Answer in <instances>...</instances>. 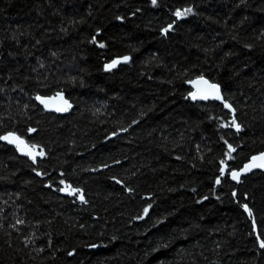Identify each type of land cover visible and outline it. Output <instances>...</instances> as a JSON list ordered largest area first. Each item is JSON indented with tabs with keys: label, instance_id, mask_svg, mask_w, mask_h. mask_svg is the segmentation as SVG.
<instances>
[{
	"label": "trees",
	"instance_id": "16d2710c",
	"mask_svg": "<svg viewBox=\"0 0 264 264\" xmlns=\"http://www.w3.org/2000/svg\"><path fill=\"white\" fill-rule=\"evenodd\" d=\"M263 152L264 0H0V264H264Z\"/></svg>",
	"mask_w": 264,
	"mask_h": 264
},
{
	"label": "water",
	"instance_id": "95a60500",
	"mask_svg": "<svg viewBox=\"0 0 264 264\" xmlns=\"http://www.w3.org/2000/svg\"><path fill=\"white\" fill-rule=\"evenodd\" d=\"M182 17H185V15H182L181 17H177V19H180ZM173 26L166 28L167 31H162V36H164L166 34V32H170V29ZM125 58H127V60H125ZM129 59L128 57H123V58H117V59H113L112 61H110L109 63H107L104 66V71L105 72H111L115 69H117L119 66L128 63ZM113 62L115 63L114 67L108 68V65H112ZM211 85H215L217 86V88L219 89V95H220V99L215 98V94H214V89H212L210 86ZM189 88L191 90V92L189 93L188 97L193 101V102H197V103H201V104H206V103H216L218 105H223L224 103V97L222 94V90L221 87L211 83L210 81H208L207 79L200 77V78H196L194 80H192L189 83ZM195 96V98H194ZM39 97V96H38ZM36 97V102L39 105V107H41L44 112L49 113V114H55V115H59V116H65L67 115L73 108L72 104L70 103V101H68L64 94L62 93H57L55 95L49 96V97ZM10 140H12V142H9ZM18 140L14 137H10L7 140V144L9 146H13V147H17L18 145ZM256 157L258 159L254 160L253 158ZM30 159H34L33 157H30ZM226 162H228V158H226ZM250 165H257V166H253V167H248L246 168V166H250ZM264 152L260 153L258 155L252 156L244 165H242V167L237 170V171H233L229 174V180L234 183L237 184L240 182L241 179L250 176L253 173L256 172H260V173H264ZM233 173H237L238 174V178L237 179H233ZM71 197L74 196L73 193L70 194ZM78 201H82L81 200V196L77 197ZM246 214L248 215V212L245 210ZM249 216V215H248Z\"/></svg>",
	"mask_w": 264,
	"mask_h": 264
},
{
	"label": "snow or ice",
	"instance_id": "6c2138e0",
	"mask_svg": "<svg viewBox=\"0 0 264 264\" xmlns=\"http://www.w3.org/2000/svg\"><path fill=\"white\" fill-rule=\"evenodd\" d=\"M152 3L155 5V4H156V0H152ZM190 11H191V9H186L184 13H181V12L177 11L176 15H177V17L179 18V17H181L182 15H184V14L190 12ZM165 31H167V29H165ZM100 46L103 47V45H100ZM125 60H127V58H125ZM115 63H116V62H113L112 65H108L107 67H108V68L114 67V66H115ZM210 87H211L212 89H214L215 98L220 99L221 97H220V95H219V89L217 88V86H215V85H211ZM194 98H195V96H194ZM38 99H39V97H38ZM225 107H229V105L225 104ZM233 123H235V121H233ZM236 127H237V131H239V126L237 125ZM5 139H8V138L6 137ZM14 139H15V138H14ZM9 142H12V140H10ZM23 143H24L23 141H19V144H23ZM232 150H233V149H232L231 146H230L229 151H232ZM29 154H31V153H29ZM40 154L42 155L43 153H40ZM253 159L256 160V159H258V158L254 157ZM253 166H257V165L246 166V168H248V167H253ZM261 166H264V165H261ZM237 178H238V174H237V173H233V179H237ZM217 183H219V180H217ZM70 194H71V193H70ZM81 200H82V202H83V198H82V197H81ZM245 210L247 211V208H245ZM146 211H147V210H146ZM249 215H251L250 212H249ZM261 247L264 248V243L261 244Z\"/></svg>",
	"mask_w": 264,
	"mask_h": 264
},
{
	"label": "rangeland",
	"instance_id": "374dc122",
	"mask_svg": "<svg viewBox=\"0 0 264 264\" xmlns=\"http://www.w3.org/2000/svg\"><path fill=\"white\" fill-rule=\"evenodd\" d=\"M185 16H187L186 14H184ZM23 145L24 144H18L17 145V151L20 153V154H22V155H24V156H30V157H36V156H38V154L35 152V151H33L32 149H30V148H27L26 146V148L25 147H23ZM29 153H31V154H29Z\"/></svg>",
	"mask_w": 264,
	"mask_h": 264
},
{
	"label": "flooded vegetation",
	"instance_id": "af4514ba",
	"mask_svg": "<svg viewBox=\"0 0 264 264\" xmlns=\"http://www.w3.org/2000/svg\"><path fill=\"white\" fill-rule=\"evenodd\" d=\"M19 144V143H18ZM23 147H25V145H23ZM26 148V147H25ZM27 157H30V156H27Z\"/></svg>",
	"mask_w": 264,
	"mask_h": 264
}]
</instances>
